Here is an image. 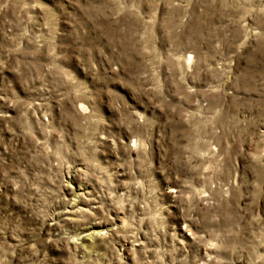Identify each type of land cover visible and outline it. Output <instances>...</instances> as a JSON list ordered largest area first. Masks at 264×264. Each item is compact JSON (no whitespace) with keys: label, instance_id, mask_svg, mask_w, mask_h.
<instances>
[{"label":"rangeland","instance_id":"1","mask_svg":"<svg viewBox=\"0 0 264 264\" xmlns=\"http://www.w3.org/2000/svg\"><path fill=\"white\" fill-rule=\"evenodd\" d=\"M0 264H264V0H0Z\"/></svg>","mask_w":264,"mask_h":264}]
</instances>
